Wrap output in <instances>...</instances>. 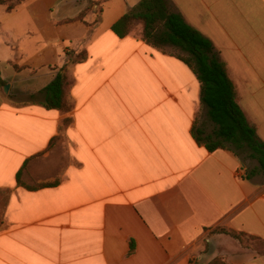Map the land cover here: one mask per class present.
Returning a JSON list of instances; mask_svg holds the SVG:
<instances>
[{
    "label": "crops",
    "instance_id": "0c3cea01",
    "mask_svg": "<svg viewBox=\"0 0 264 264\" xmlns=\"http://www.w3.org/2000/svg\"><path fill=\"white\" fill-rule=\"evenodd\" d=\"M141 1L0 4L1 77L16 93L0 88V264H264L214 233L264 241V175L249 177L258 163L197 143L195 126L204 136L215 126L177 53L148 45L141 24L124 39L112 31ZM167 1L212 41L264 142V0ZM82 52L71 112L48 110L41 92ZM27 161L23 181L60 185L19 187Z\"/></svg>",
    "mask_w": 264,
    "mask_h": 264
},
{
    "label": "trees",
    "instance_id": "16d2710c",
    "mask_svg": "<svg viewBox=\"0 0 264 264\" xmlns=\"http://www.w3.org/2000/svg\"><path fill=\"white\" fill-rule=\"evenodd\" d=\"M27 0H0V4L7 6L8 11L14 10ZM143 27V40L150 46L163 50L172 48L179 51L175 56L185 63L196 75L201 83V102L207 110V117L215 126L209 136L194 130L197 143L203 145L208 152L219 149H229L245 161H256L258 166L249 172V177L264 175V142L259 138L257 129L251 125L237 100V91L230 78L227 64L218 56L211 40L199 30L188 24L183 16L171 8L167 0H142L135 8L125 14L112 28L117 37L124 39L135 31V27ZM67 62L59 70L55 79L41 92L44 105L48 110H58L63 113L71 112L73 104L67 91L72 85L69 77L71 65L86 60L87 53L79 55L69 53ZM18 70V68H16ZM7 83L1 77L0 88ZM71 119L63 121L66 128ZM60 140L51 141V150ZM28 161L17 175V185L31 192L55 188L60 182L41 183L34 186L27 185L22 180ZM216 234H223L244 244L245 239L261 241L245 233H238L224 228L214 230ZM132 251L134 247L132 246ZM208 264H225L223 259L216 258Z\"/></svg>",
    "mask_w": 264,
    "mask_h": 264
},
{
    "label": "rangeland",
    "instance_id": "374dc122",
    "mask_svg": "<svg viewBox=\"0 0 264 264\" xmlns=\"http://www.w3.org/2000/svg\"><path fill=\"white\" fill-rule=\"evenodd\" d=\"M134 32H137V26L135 27V31ZM167 52L169 53H177L179 54L177 51H175V49H166ZM7 72V71H6ZM69 74V72H68ZM71 80V78H70ZM10 94V92H9ZM16 93H11L10 96H13L15 95ZM19 96L15 98V101H20L19 103H23L25 102L26 100H28V94H22L21 92H19ZM200 120V116L198 118V121ZM62 139V138H61ZM62 140H59L56 145L51 149L54 150L55 148H57L60 144H61ZM255 164V163H254ZM25 182V181H23ZM52 182H61V179L56 177L54 179H51V180H47V181H41V182H35V183H26L27 185H30V186H34V185H37V184H41V183H52ZM240 244V243H239ZM243 249L245 250H251L253 251L254 253L256 254H262L264 255V241H258V240H253V239H245L244 240V244H240ZM209 252V249L207 250V253ZM221 259H223L222 257H220Z\"/></svg>",
    "mask_w": 264,
    "mask_h": 264
},
{
    "label": "water",
    "instance_id": "95a60500",
    "mask_svg": "<svg viewBox=\"0 0 264 264\" xmlns=\"http://www.w3.org/2000/svg\"><path fill=\"white\" fill-rule=\"evenodd\" d=\"M4 91H5V93H9V91H10V85L9 84L4 87Z\"/></svg>",
    "mask_w": 264,
    "mask_h": 264
}]
</instances>
